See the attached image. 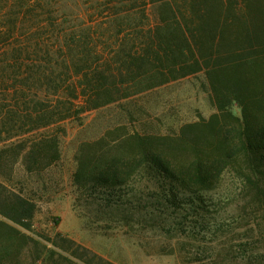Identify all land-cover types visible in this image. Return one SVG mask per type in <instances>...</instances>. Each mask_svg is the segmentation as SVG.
<instances>
[{"label": "trees", "instance_id": "trees-1", "mask_svg": "<svg viewBox=\"0 0 264 264\" xmlns=\"http://www.w3.org/2000/svg\"><path fill=\"white\" fill-rule=\"evenodd\" d=\"M52 1L0 0V155L23 151L19 138L200 77L209 117L174 133L123 132L132 151L92 180L121 186L143 168L158 184L210 192L231 173L264 207V0H86L67 13ZM56 146L41 139L24 158L45 147L57 159ZM34 211L0 194L11 223L28 228ZM0 227L3 264L31 239Z\"/></svg>", "mask_w": 264, "mask_h": 264}, {"label": "rangeland", "instance_id": "rangeland-1", "mask_svg": "<svg viewBox=\"0 0 264 264\" xmlns=\"http://www.w3.org/2000/svg\"><path fill=\"white\" fill-rule=\"evenodd\" d=\"M85 1L52 5L67 13ZM231 112L241 115L237 106ZM212 113L203 79L191 77L15 140L25 147L0 155V194L20 196L35 211L28 228L0 216L32 240L3 264H264V207L250 203L231 173L210 192L158 184L143 168L121 186L92 180L132 151L123 132L174 133ZM45 138L56 140L58 158L44 147L26 161Z\"/></svg>", "mask_w": 264, "mask_h": 264}]
</instances>
